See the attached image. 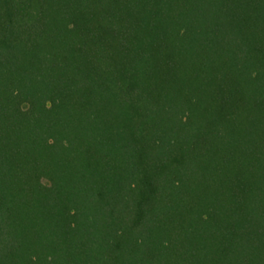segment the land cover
<instances>
[{"label": "trees", "instance_id": "trees-1", "mask_svg": "<svg viewBox=\"0 0 264 264\" xmlns=\"http://www.w3.org/2000/svg\"><path fill=\"white\" fill-rule=\"evenodd\" d=\"M0 264H264V0H0Z\"/></svg>", "mask_w": 264, "mask_h": 264}]
</instances>
